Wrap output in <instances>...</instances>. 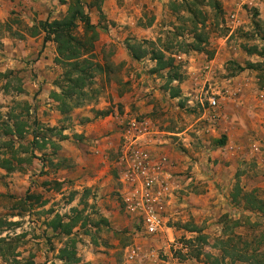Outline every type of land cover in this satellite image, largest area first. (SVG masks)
<instances>
[{
  "label": "rangeland",
  "instance_id": "rangeland-1",
  "mask_svg": "<svg viewBox=\"0 0 264 264\" xmlns=\"http://www.w3.org/2000/svg\"><path fill=\"white\" fill-rule=\"evenodd\" d=\"M102 1L81 0L90 20L96 19L97 25L104 28L98 10ZM171 1L122 0L126 13L133 14L135 30L127 32L117 42L100 37L110 32L107 27L102 33L97 31L94 60L102 69L92 85L94 98L74 108L69 115L60 114L50 97L52 91H60L54 81L59 80L63 72L54 62L56 52L52 41L44 46L54 53V57L51 55L54 65L46 66H53L54 74L27 89L28 83L32 86L37 79L41 81L38 72L29 66V62L36 59L14 57L9 46L31 36L30 29L35 22L30 24L20 16L24 14L16 10L10 12L6 20L8 31L0 40V72L12 70L14 74L8 79L7 91L3 89L6 79L0 77V121L9 111L20 113L26 101L30 105L27 117L30 125L22 142L27 143L32 138L31 132L35 131L38 137H45L47 144L44 149L34 148L36 156L30 163L24 162L11 172L0 168V264H64L58 253L67 237L54 234L45 222L55 213L68 220L76 215L73 209L82 212L71 234L76 255L81 259L76 264H126L123 256L135 239L134 234L147 236L137 213L126 212L121 180L127 165L121 160L123 152L119 148L109 154L111 164L97 167L109 174L108 181L99 185H86V179L82 181L80 158L88 151L85 148L88 139L80 132L85 118H73L72 113L77 109H85L96 118L101 111L128 113L139 122L148 118L164 132L163 145L168 146L166 155L171 159L184 156L191 163L172 174L169 181L157 183L158 187L161 182L166 187L158 211L163 225L175 226V244L169 251L178 264L195 263L193 258L180 259V253L185 251H180L183 239L195 234L186 229L192 225L208 237L204 250L216 255L220 251L212 245L224 236L226 225H230L226 221L228 217L239 220L234 233L264 232V215L248 211L243 203L231 201L230 197L238 185L243 191H254L264 199V89L260 88L258 71L239 70L235 64L264 60L244 50L253 45L260 50L264 48L260 27L264 24V10L258 11L257 6L249 5L247 0H218L219 9L203 0L199 8L206 15L203 29L207 34L205 48L211 52L208 57L210 53L204 51H182L180 44L185 46L193 40L192 24L186 20L189 17L186 11L171 9ZM260 2L264 5V0ZM47 5L48 17H60L67 9V3L57 0ZM75 32L78 36L83 34L82 24ZM143 39L156 42V46L170 47L176 62L182 64L183 79L171 84L179 87V96L170 97L164 88V76L151 71L155 62L149 56L140 60L130 57L127 43ZM122 55L130 59L119 60ZM13 76L21 79L22 93L16 90L19 82ZM41 93H44L43 100L35 101ZM116 96L119 100L113 102ZM209 96L216 98L215 111L207 104ZM206 113H219L215 123L208 121ZM94 127L99 130L102 124ZM222 137L225 143L220 146L218 141ZM123 143L122 138L120 147ZM194 165L199 172L192 169ZM96 174L94 170L88 172L90 178ZM105 187L108 188L106 195L98 197V190ZM112 206L118 214L128 215L130 226L114 229L110 221L102 222L101 209L109 210ZM156 252L159 259L166 257L163 248ZM224 264L230 261L226 259Z\"/></svg>",
  "mask_w": 264,
  "mask_h": 264
},
{
  "label": "trees",
  "instance_id": "trees-1",
  "mask_svg": "<svg viewBox=\"0 0 264 264\" xmlns=\"http://www.w3.org/2000/svg\"><path fill=\"white\" fill-rule=\"evenodd\" d=\"M59 3L66 4L65 13L56 18L47 17L44 20L35 22L31 29L30 35L35 36L43 33V43L52 41L55 44L56 55L54 62L59 64L63 72L59 80H55L54 84L60 89L59 92L52 91L50 97L56 102V109L60 114L69 115L76 108L84 105L94 98V90L92 85L96 74L102 69L101 65L94 60V41L97 38L95 24L90 22V16L86 11L81 0H57ZM203 0H173L169 4L174 12L186 11L192 24L191 31L193 32L192 41L181 45L183 52L187 53L190 50L198 52L210 53L205 46L207 44V34L203 29L206 15L201 11L199 5ZM209 5L218 8L220 3L218 0H208ZM257 14V13H255ZM79 24H82L83 34L78 36L75 29ZM199 24V26H198ZM261 27V40L264 43V24ZM8 31V22L0 20V40L4 37V33ZM169 42V40H168ZM167 42V43H168ZM156 42L152 40H134L128 42L126 48L129 55L134 60H140L145 56L155 62L151 71L164 76V88L169 91L170 97H177L180 94L177 85H171L174 81L179 83L184 73L181 70L182 64L176 62V59L169 51L170 47L156 46ZM158 45V44H157ZM150 47V49H147ZM247 54H257L264 58V48L258 49L257 46L244 47ZM236 64L239 70L253 69L258 71V79L260 88L264 89V60L261 62L246 61L244 65ZM14 72L6 70L0 72V77L6 79L3 85L4 91L8 90L9 77ZM19 84L16 90L19 93L24 91L17 76ZM30 105L26 101L22 103L20 113L9 111L4 115V119L0 121V168L7 172L14 171L22 165V163H30L34 148L44 149L47 140L45 137H38V133L32 131V138L23 143L29 125L27 117L29 115ZM108 111H101L100 115H107ZM0 118L2 115L0 113ZM41 140V141H40ZM225 137L218 141L220 146L224 145ZM26 154V155H20ZM231 201L240 203L248 209V211L257 215H264V199L258 196L254 191H243L238 185H235L234 191L230 193ZM76 215L65 220L64 215L55 213L50 219L46 220L45 224L54 234H63L67 237L64 245L59 249L58 257L63 260L64 264H76L81 259L76 255L75 239L71 236L73 227L81 218V210L73 209ZM104 224H107L105 217L101 218ZM230 225H226L224 236L217 238L212 245L213 248L219 249L218 255L209 253L204 250V246L208 244V237L196 225L186 228L187 231L195 233L194 235L184 238L180 251V259L184 260L187 257L193 258V264H224L226 259L230 264L241 262L243 264H264V232L251 231L249 234L240 235L234 233L233 228L239 225V220L228 217L226 220ZM85 225V221L83 222ZM84 264V263H83Z\"/></svg>",
  "mask_w": 264,
  "mask_h": 264
},
{
  "label": "crops",
  "instance_id": "crops-1",
  "mask_svg": "<svg viewBox=\"0 0 264 264\" xmlns=\"http://www.w3.org/2000/svg\"><path fill=\"white\" fill-rule=\"evenodd\" d=\"M126 1V0H124ZM249 5L257 6V10H264V5L260 0H247ZM56 3V0H0V20L6 21L10 12L18 11L21 17L27 19L30 24L37 22L38 20H44L49 16L48 3ZM122 0H103L98 10L101 11L103 21L101 24L103 27L97 25L96 19H91L90 22L95 24L96 31L101 32L105 27L109 33H102L101 38L105 37L107 40L117 42L122 39L129 31H134V17L133 14L126 13L125 4H121ZM87 11V10H86ZM26 16V17H25ZM29 17L31 18L30 20ZM36 18V19H35ZM49 18H56L49 17ZM36 20V21H34ZM113 37H110V35ZM26 40L16 41L15 45H10L12 54L14 57H19L25 60L36 59L29 62L35 71L38 72V78L36 82L27 84V89L30 90L37 84L42 83L48 76L53 75L54 69L46 68L47 64L54 65L52 57L54 53L47 49L43 43V33L35 36H26ZM112 38V39H111ZM14 47V48H13ZM52 55V57H51ZM130 59L128 55H122L119 60ZM24 65H27L24 61ZM46 68V70H44ZM112 84V83H111ZM44 85H47L45 81ZM30 86V87H29ZM52 88V86H51ZM33 95V94H31ZM44 93L37 96L35 101L43 100ZM119 100V96L113 98V102ZM110 97H108V103ZM127 109V107H126ZM74 120L76 117H84V122L81 124L82 128L80 132L87 138L88 142L85 146L87 152H84V157L80 158V169L82 172V181L85 179V184L90 185L96 183L97 185L103 184L104 181H108L111 177L109 174H105L104 171H99L97 167L100 165L111 164L109 154L120 147V142L123 140H134L137 142V152L144 153L147 158V164H149V170L155 183L160 181H169L172 174L176 171L182 170L189 166L186 157H177V159H171L166 155L168 146L163 145L166 139L163 138L164 132H161L148 118H144L142 122L135 120L128 113H108L107 115H99L97 118L95 115L88 113L85 109H77L76 113H72ZM103 116V117H102ZM102 124L101 129L94 127L95 125ZM85 155L88 156L85 158ZM92 158L93 160H90ZM141 159V157L139 156ZM96 160V161H95ZM196 164V162H194ZM105 166V167H106ZM192 169H197L194 165ZM89 170H94L97 174L96 177L90 178L88 175ZM104 173V174H103ZM105 175V176H104ZM202 176V175H201ZM197 177H200L197 175ZM157 187V185H155ZM108 188H100L98 190V197L100 195L105 196ZM114 206V205H113ZM109 210L102 208L103 216L107 221L111 222L114 229H121L123 226H130V218L126 215L118 214L114 207ZM173 207V206H172ZM176 207V206H174ZM197 214V212H195ZM119 215V217H118ZM198 222V221H196ZM146 233V237H139V233H135L136 236L132 244L127 246L123 261L126 264H178L177 260L171 255L169 248L174 246L175 242V226L165 224L160 231L149 234ZM138 236V237H137ZM163 248V252L166 255L164 259H159L156 250ZM94 264V263H91Z\"/></svg>",
  "mask_w": 264,
  "mask_h": 264
},
{
  "label": "built area",
  "instance_id": "built-area-1",
  "mask_svg": "<svg viewBox=\"0 0 264 264\" xmlns=\"http://www.w3.org/2000/svg\"><path fill=\"white\" fill-rule=\"evenodd\" d=\"M207 104L211 111L217 108L215 96L206 98ZM208 121L215 123L219 113H206ZM213 125V124H212ZM137 142L134 140H124L121 146L123 152L121 156L122 162L127 165L124 172L122 182L124 187V197L126 203V212L137 213L143 223L147 233L153 234L163 227V222L159 216L158 207L161 205L162 199L165 197V186L159 184L155 187L154 178H152L147 164V158L144 153L140 154L136 148ZM141 157V159L139 158Z\"/></svg>",
  "mask_w": 264,
  "mask_h": 264
}]
</instances>
